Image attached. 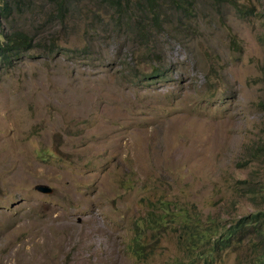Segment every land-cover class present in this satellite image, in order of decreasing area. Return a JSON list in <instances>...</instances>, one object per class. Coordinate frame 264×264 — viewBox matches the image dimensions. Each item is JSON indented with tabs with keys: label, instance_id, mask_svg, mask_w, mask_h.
Instances as JSON below:
<instances>
[{
	"label": "rangeland",
	"instance_id": "rangeland-1",
	"mask_svg": "<svg viewBox=\"0 0 264 264\" xmlns=\"http://www.w3.org/2000/svg\"><path fill=\"white\" fill-rule=\"evenodd\" d=\"M238 2L197 0L147 42L103 0L15 18L36 45L0 64V264H189L169 227L144 256L130 246L159 197L220 222L261 205L240 193L264 181L247 159L264 141V0Z\"/></svg>",
	"mask_w": 264,
	"mask_h": 264
},
{
	"label": "trees",
	"instance_id": "trees-1",
	"mask_svg": "<svg viewBox=\"0 0 264 264\" xmlns=\"http://www.w3.org/2000/svg\"><path fill=\"white\" fill-rule=\"evenodd\" d=\"M117 17V22L126 24L131 33L141 36L144 42L152 37V29L173 20L180 22L190 18V10L197 0H135L137 13H128L129 0H103ZM219 7L231 5L238 14L241 12L238 0H203ZM34 2L40 4L38 11L33 9ZM74 7V0H0V64L14 65L26 51L36 45L34 36L23 25L14 23L28 13L43 12L44 17L38 25L45 26L54 21H61ZM169 10V15L165 12ZM182 24V25H181ZM177 30V29H176ZM180 31V29H179ZM52 50V48H50ZM264 80V64L261 66ZM264 103V101H263ZM248 160L251 157H264V141L247 146ZM250 156V157H249ZM264 172V166H263ZM246 189L243 193L255 196L261 205L240 216L218 221L209 213L203 216L194 206L172 205L169 200L159 197L147 215L135 221L130 246L138 256H144L145 232L149 229L154 239L163 237V229L176 230L177 244L183 250L189 264H208L221 253L240 251L245 264H264V181L249 183L243 179ZM236 192V180L231 185ZM174 207V208H173ZM147 239V244H148ZM146 244V245H147Z\"/></svg>",
	"mask_w": 264,
	"mask_h": 264
},
{
	"label": "water",
	"instance_id": "water-1",
	"mask_svg": "<svg viewBox=\"0 0 264 264\" xmlns=\"http://www.w3.org/2000/svg\"><path fill=\"white\" fill-rule=\"evenodd\" d=\"M35 187L40 190V191H44V192H47V191H50L51 190V187L46 185V184H36Z\"/></svg>",
	"mask_w": 264,
	"mask_h": 264
}]
</instances>
